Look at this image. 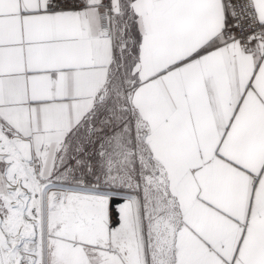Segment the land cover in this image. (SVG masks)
<instances>
[{
	"label": "snow or ice",
	"instance_id": "6c2138e0",
	"mask_svg": "<svg viewBox=\"0 0 264 264\" xmlns=\"http://www.w3.org/2000/svg\"><path fill=\"white\" fill-rule=\"evenodd\" d=\"M0 264H264V0H0Z\"/></svg>",
	"mask_w": 264,
	"mask_h": 264
}]
</instances>
